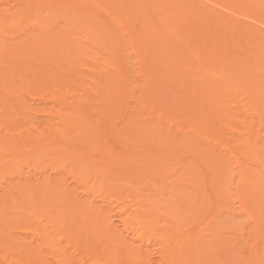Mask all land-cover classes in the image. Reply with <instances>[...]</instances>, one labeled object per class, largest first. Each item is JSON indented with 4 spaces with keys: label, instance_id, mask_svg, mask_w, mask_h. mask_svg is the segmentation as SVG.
<instances>
[{
    "label": "bare ground",
    "instance_id": "6f19581e",
    "mask_svg": "<svg viewBox=\"0 0 264 264\" xmlns=\"http://www.w3.org/2000/svg\"><path fill=\"white\" fill-rule=\"evenodd\" d=\"M0 107V264H264V0H0Z\"/></svg>",
    "mask_w": 264,
    "mask_h": 264
},
{
    "label": "rangeland",
    "instance_id": "374dc122",
    "mask_svg": "<svg viewBox=\"0 0 264 264\" xmlns=\"http://www.w3.org/2000/svg\"><path fill=\"white\" fill-rule=\"evenodd\" d=\"M160 102H163V99H160ZM35 105H42V103L37 104V100H36V101H35ZM1 108H2V107H0V109H1ZM164 111H165V109H164ZM2 115H8V114H7V112H4V113H2ZM165 115L168 116V117H170L169 113H165ZM1 211H2V209H1ZM1 211H0V212H1ZM1 213H2V215H1ZM1 213H0V220H3V222H4L3 224H4L5 228H6V229H5V228H2V226L0 227V228H2L3 231H5V232H3V231L0 229V232H2V233L0 234V236H1V235L3 236L5 233H8V232H9L12 228H14L15 226H14V227L12 226V225H13V222H12V220H11L12 218L14 219V216L12 215V216H13V217H12V216L10 215V212H8L7 209H3V211H2ZM3 213H4L5 215H4ZM9 216H11L12 218L9 217ZM10 220H11V221H10ZM14 220H15V219H14ZM6 221L8 222L9 225L6 224V223H7ZM9 221H10V222H9ZM1 222H2V221H1ZM1 222H0V223H1ZM5 222H6V223H5ZM14 222H16V220H15ZM3 224H0V225H3ZM5 224H6V225H5ZM4 226H3V227H4ZM7 226H8V227L11 226V227H9V228H11V229H10V230H7ZM7 231H8V232H7ZM2 236H1V237H2ZM4 236H5V235H4ZM1 237H0V238H1ZM6 237H7V236H6ZM6 237H4V238H6ZM2 238H3V237H2ZM2 238H1L2 243H1V240H0V243H1V247H0V255L4 254V252H5L4 249H3V247H4L3 242H5V243H10V242H9L10 239L7 241V238H6V239H4V238L2 239ZM8 238H10V237L8 236ZM3 240H4V241H3ZM6 247H7V246H6ZM6 247H5V248H6ZM8 247H9V246H8ZM15 247H16V246H15ZM6 249H7V248H6ZM15 250H16V249H15Z\"/></svg>",
    "mask_w": 264,
    "mask_h": 264
}]
</instances>
